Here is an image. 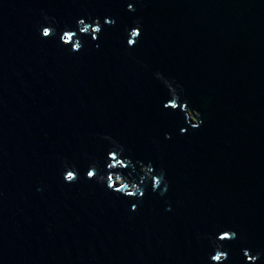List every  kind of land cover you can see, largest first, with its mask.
I'll use <instances>...</instances> for the list:
<instances>
[{"label": "water", "instance_id": "95a60500", "mask_svg": "<svg viewBox=\"0 0 264 264\" xmlns=\"http://www.w3.org/2000/svg\"><path fill=\"white\" fill-rule=\"evenodd\" d=\"M80 19L102 31L72 52ZM169 84L201 127L165 109ZM112 141L167 184L128 169V199L86 179ZM218 246L264 264V0H0V264H210Z\"/></svg>", "mask_w": 264, "mask_h": 264}, {"label": "clouds", "instance_id": "9594fccd", "mask_svg": "<svg viewBox=\"0 0 264 264\" xmlns=\"http://www.w3.org/2000/svg\"><path fill=\"white\" fill-rule=\"evenodd\" d=\"M127 11H135L134 7L129 4ZM46 21L49 20L47 16L44 18ZM114 21L111 19H105L104 24L108 26H114ZM77 31L66 30L60 37L61 43L65 47H70L72 52H79L83 48V42L78 39V34L80 36L90 35L92 40H98L99 35L102 31V25L100 20H95L92 24L87 23L84 19L77 21ZM55 32L53 27H42L40 30V35L42 38H50ZM129 39L127 40V46L132 48L136 45L137 41L141 37V32L139 27L133 28L128 33ZM157 78H161L160 73H157ZM170 100L164 105L165 109H171L172 111H182L184 113L185 121L190 127L195 130L202 126L203 121L201 115L198 111L191 109L187 102H181V95L183 93V88L176 86L172 87L171 84L168 85ZM186 129L182 128L180 134L184 135ZM105 139H110L105 137ZM165 139H170V134H165ZM124 147L116 141H112V146L108 154V163L106 167L101 170L98 163H93L89 166L86 173V179L94 180L101 185H106L108 191H112L117 195L124 196L128 199H141L144 192L139 187L135 176L123 175V173L131 169L133 172H138L140 177V182L143 183L146 179L152 181L153 191H158L162 184L166 185L167 181L164 178L163 170L159 173V178L154 176L155 169L151 164L145 165L142 161L137 160L133 164L130 158L124 157ZM107 173V175H105ZM79 179L78 170L73 166L65 164V172L63 174V180L65 183H75ZM164 193H161L163 195ZM136 211L137 207L134 205L131 209ZM236 234L234 232L225 231L219 235L218 240L220 242L229 241L234 239ZM251 250H244L243 255L246 257L245 264H256L259 254L257 256H252ZM228 259L227 253L220 250L218 246L216 248V253L210 257V264H225Z\"/></svg>", "mask_w": 264, "mask_h": 264}]
</instances>
